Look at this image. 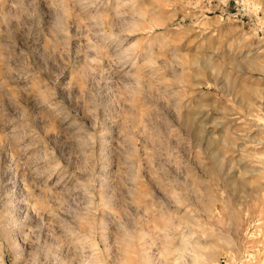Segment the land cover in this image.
Returning a JSON list of instances; mask_svg holds the SVG:
<instances>
[{
  "label": "rangeland",
  "instance_id": "374dc122",
  "mask_svg": "<svg viewBox=\"0 0 264 264\" xmlns=\"http://www.w3.org/2000/svg\"><path fill=\"white\" fill-rule=\"evenodd\" d=\"M0 264H264V0H0Z\"/></svg>",
  "mask_w": 264,
  "mask_h": 264
}]
</instances>
